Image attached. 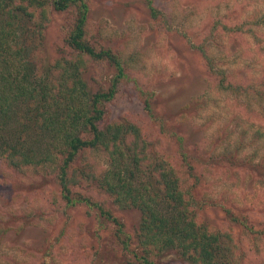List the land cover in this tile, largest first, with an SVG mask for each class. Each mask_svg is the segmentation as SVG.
Instances as JSON below:
<instances>
[{"label":"rangeland","instance_id":"374dc122","mask_svg":"<svg viewBox=\"0 0 264 264\" xmlns=\"http://www.w3.org/2000/svg\"><path fill=\"white\" fill-rule=\"evenodd\" d=\"M86 4L87 39L96 50L114 53L125 73L114 99L106 105L108 119L130 117L159 155L172 162L195 201L198 223L228 230L223 210H230L240 219L250 216L256 228L263 222L260 226L264 230V179L259 180L258 169L248 172L232 168L221 162V149L212 153L209 148L216 142H235L236 138L222 139L224 125L230 119L237 123L240 118L235 131L242 126L252 131L264 129L263 110H248L242 97L245 90L252 93L251 98L255 97L254 89L260 95L264 92V47L245 33L264 11V0H86ZM150 6L159 11L158 19L151 17ZM75 9L50 12L41 49L32 59L41 58L45 64L68 53L64 38L73 26ZM228 11L230 19L226 18ZM242 17L250 18V22L240 33L232 35L230 29L222 28L224 23H236ZM214 19L222 22L215 24ZM259 31L256 36L264 38V28ZM189 42L204 44L215 65L227 70L233 85L241 89H215L216 79ZM115 72L107 61H91L82 78L96 92L107 88ZM199 97L218 105L192 115L190 108V113L182 115L181 110ZM262 144L258 142L255 149ZM243 152L251 154L253 148ZM260 154L264 157V149ZM87 162L97 171L109 166L105 151L86 152L75 164L84 167ZM184 168L193 176H184ZM41 174L32 168L17 171L0 161V264H119L120 251L112 235L115 225L107 220L100 225L94 216L96 210L84 205L64 212L53 209L50 195L57 197L60 188L55 175ZM73 190L110 210L127 233L135 230L139 214L115 207L95 183L85 187L81 182ZM230 199L240 208H233ZM240 227L234 223L231 233L242 236ZM241 239L250 246L245 263L251 258L253 264H264V233L256 245L246 236ZM252 246H257L258 252ZM162 262L187 264L175 255Z\"/></svg>","mask_w":264,"mask_h":264},{"label":"trees","instance_id":"16d2710c","mask_svg":"<svg viewBox=\"0 0 264 264\" xmlns=\"http://www.w3.org/2000/svg\"><path fill=\"white\" fill-rule=\"evenodd\" d=\"M69 8L76 11L73 26L64 38L68 53L64 51L63 57L45 64L41 58L32 59L36 50L41 49L50 12L61 13ZM149 8L151 17L158 19L159 11ZM87 12L86 0H0V161L17 171L32 168L41 176L55 175L60 194L50 195L49 202L58 212L84 205L96 210L94 216L100 225L111 221L115 225L114 243L120 251L119 264H163V259L170 255L187 264H253L251 258L244 261L250 246L246 247L241 238L255 240L254 245L263 240L264 230L260 226L263 222L256 228L250 216L240 219L230 210H223L228 230L198 223L195 201L172 162L159 155L130 117L108 119L106 105L114 99L125 73L114 53L96 50L87 39ZM218 20L214 19V23L222 22ZM249 22L250 18L242 17L236 23H224L222 28L235 35ZM252 26L245 33L264 47V38L256 36L264 28L263 10ZM189 44L201 54L210 75L216 79L215 89L220 92L241 89L233 85L227 70L215 65L204 44ZM91 61H107L116 71L105 90L92 92L82 78ZM253 92L255 97L251 98L252 93L245 90L242 96L245 107L264 112V92L262 95L257 89ZM201 98L185 106L186 113L181 110L182 115L190 113V108L192 115L218 105L207 97ZM147 111L152 115L148 105ZM239 120L238 117L234 123L230 119L224 125L222 139L236 138L234 143L220 144L221 141L209 148L212 153L221 149V162L232 168L248 172L258 169L261 176L258 179L263 181L264 157L260 151L264 149V129L252 131L249 126H242L235 131V126H240ZM258 142L263 143L259 152L255 149ZM249 147L253 152L243 154ZM97 151L106 152L109 166L104 170L97 171L89 162L84 167L75 164L79 156ZM183 172L184 176H193L188 169ZM81 182L85 187L95 183L118 209L135 210L139 214L135 230L127 233L110 210L73 190ZM230 200L233 208H240L236 200ZM234 223L241 226L242 236L231 233ZM254 249L258 252L257 246Z\"/></svg>","mask_w":264,"mask_h":264}]
</instances>
